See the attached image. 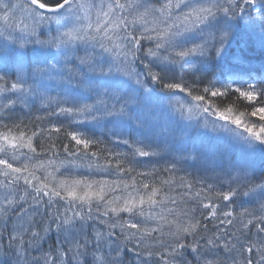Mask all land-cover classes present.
I'll return each mask as SVG.
<instances>
[{"label":"snow or ice","instance_id":"obj_1","mask_svg":"<svg viewBox=\"0 0 264 264\" xmlns=\"http://www.w3.org/2000/svg\"><path fill=\"white\" fill-rule=\"evenodd\" d=\"M257 156L264 0H0L10 264H264Z\"/></svg>","mask_w":264,"mask_h":264},{"label":"trees","instance_id":"obj_2","mask_svg":"<svg viewBox=\"0 0 264 264\" xmlns=\"http://www.w3.org/2000/svg\"><path fill=\"white\" fill-rule=\"evenodd\" d=\"M241 35L243 36L244 34L242 33ZM258 40H259L258 36L252 38V40H250V47L248 49V54L251 58L252 65L257 69H259L261 63ZM222 146H223L222 144L218 145V147H222ZM12 260H14V258H11L10 256H5L3 252H0V264H10V261Z\"/></svg>","mask_w":264,"mask_h":264},{"label":"bare ground","instance_id":"obj_3","mask_svg":"<svg viewBox=\"0 0 264 264\" xmlns=\"http://www.w3.org/2000/svg\"><path fill=\"white\" fill-rule=\"evenodd\" d=\"M35 115H42V113L37 112V113H35ZM120 150H123L122 146H120ZM189 163L192 164V162H189ZM189 170L191 171L193 169L189 168ZM224 190L226 191L227 189L225 188ZM242 199H247V198L245 197V198H242Z\"/></svg>","mask_w":264,"mask_h":264},{"label":"rangeland","instance_id":"obj_4","mask_svg":"<svg viewBox=\"0 0 264 264\" xmlns=\"http://www.w3.org/2000/svg\"><path fill=\"white\" fill-rule=\"evenodd\" d=\"M123 146V145H122ZM227 189V188H226Z\"/></svg>","mask_w":264,"mask_h":264}]
</instances>
